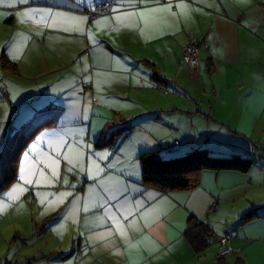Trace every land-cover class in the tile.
<instances>
[{"label":"crops","instance_id":"1","mask_svg":"<svg viewBox=\"0 0 264 264\" xmlns=\"http://www.w3.org/2000/svg\"><path fill=\"white\" fill-rule=\"evenodd\" d=\"M106 2L111 9L98 12ZM263 7L264 0H4L0 4V58L13 64L12 71H0V147L11 130L53 119L52 127L41 129L31 143L43 130H71L63 154L51 158L64 165L60 170L64 173L66 162L76 155L69 143L79 137L72 132L84 133L76 145L77 155L90 157L77 167L82 178L75 179L73 172L64 177H70L73 191L75 186L80 190L76 226L88 256L101 252L108 264H210L201 256L211 248L196 255L185 232L190 221L203 223L213 231L217 245L223 233L202 219L211 209L217 213L222 207L220 213L233 227L227 231L232 253L224 261L264 264V199L250 196L254 190L264 191V167L256 163L247 174L203 171L197 188L162 193L142 185L138 160L174 141L202 148L209 140L203 134L182 142L184 124L195 119L218 125L235 137L264 140L263 131L254 136L264 122ZM91 38L99 42L93 44ZM196 42L207 49L199 50L194 73L183 62L182 49ZM160 63L172 66L176 82L159 74ZM73 65L78 77L71 87L49 84L56 76L63 82L66 74H73ZM142 73L145 79L140 78ZM178 79L194 92L191 97L187 89V97L178 92L183 97L180 106L188 103L190 108L181 111L174 104L175 112L183 116L154 103L141 113L132 109L129 118L124 113L115 118V106L104 103L123 97L125 88L174 91ZM78 96L93 101L85 106L83 101L79 105L68 100ZM134 105L138 106L128 99L129 108ZM80 113H86V119ZM250 148L229 155L262 150L256 142ZM102 153L107 155L104 159ZM249 210L256 216L240 225ZM50 227L45 232H53Z\"/></svg>","mask_w":264,"mask_h":264},{"label":"rangeland","instance_id":"2","mask_svg":"<svg viewBox=\"0 0 264 264\" xmlns=\"http://www.w3.org/2000/svg\"><path fill=\"white\" fill-rule=\"evenodd\" d=\"M91 41L93 44L99 42L92 38ZM200 50H203V48ZM95 51L97 50L95 49ZM132 51H134L133 48ZM126 54H130V51L126 50ZM140 57L141 56L138 55V58ZM81 60H83V57H81ZM0 64H2L1 61ZM86 64L88 68L91 69L87 63V58ZM76 66L77 65L71 66L73 74L68 73L65 76L63 75V82L60 81L62 76H56L52 81H48L49 84L61 85L63 88L71 87L78 77L74 73ZM88 68L85 67V70L88 75H91ZM157 68L160 71V75L165 76L166 74L165 77L167 80L176 82L174 79V72L172 71L173 68L170 64L160 63L157 64ZM1 70L2 68L0 71ZM154 73L157 75L156 77H158V74L156 72ZM140 78L145 79L146 75L142 73ZM44 84L46 87L47 83L45 82ZM177 85L178 87L175 88L174 91L166 90L167 88L163 87L162 89L169 91L165 94L161 87L154 91L144 88H125L123 97H109L112 98L111 101H106L104 103L108 106H115L117 110L112 113V116L115 118L123 116L121 115L123 113L125 115L123 117L129 118L131 117L129 113L132 109H135L136 113H141L147 108L152 109L154 103L155 107L162 105V107L159 108L168 111L167 113L183 116V113L175 112L173 107L176 103L179 106V110L190 109L188 103H182L180 106L183 97L178 95V92H184L185 97H187V93L184 89H187L188 92L190 89L187 87L188 85L180 79H178ZM89 92L93 93L90 90ZM189 93L191 97L194 92L190 91ZM70 98H72L71 102L78 101L79 105L84 102L85 106H88L93 101V98L88 96L69 97L68 100ZM128 99L137 103L138 106L134 105L133 108H129ZM71 102L68 101V104H71ZM49 105L48 107H51ZM79 116L86 119V113H80ZM185 116H188V114ZM188 117H190V115ZM198 120H193L191 125H188V122L184 124V130L182 131L184 137L182 142L189 137L195 141L200 137V134H203L206 138L204 140L206 141L208 138L209 140L201 146L202 148L221 154L228 153V155L234 152L242 153L241 151L247 153L248 150L252 149L250 146L253 147V142H256L257 147L262 150H260L261 152L259 153L254 152V155L257 156L255 164L257 163L258 168L264 167L262 161L264 160V140L259 141L255 138L240 135L235 137L218 125L208 122V127L206 121L203 119L200 121ZM259 126L260 128L254 130L255 137L261 136V131L264 132V122L262 124L260 123ZM50 128L51 127H48V129ZM67 131L71 130L65 129L64 132L55 129L41 131L35 141L29 144L28 148L21 154L17 166L16 180L13 181L5 193L0 195V264H108L107 258H103V253L90 252V256H88L85 247L79 244L81 236L77 230L76 221L80 210L78 207L79 203L76 200L80 197V190L78 191V187L75 186L73 191L68 185L70 182L67 181L70 177L68 176L65 178L64 174L73 172L71 175H73L75 179L76 177L81 179L82 177L77 174L80 172L77 171V167L80 168L85 165L90 157L80 154L77 155L79 151H77L76 145L77 143L79 144L80 139L85 135L83 132L80 133V131L79 133L72 132L75 136L78 135L79 137V139L75 137V139L69 143L70 150L76 155L66 162L67 166L64 168V173L60 172L64 165L62 163L60 164V162H58L59 160H56V158L61 156L63 154V149L68 146V144L64 143L65 136L68 135ZM3 149V146L0 147V153ZM191 150L193 149L185 144H180L178 152L172 154L183 155ZM159 153H161V155H167L169 152L160 151ZM102 154L103 156L101 159H104L107 155L106 153ZM26 157L27 159H25ZM52 157L56 158L53 159L55 161L51 162ZM53 170L56 171V175H53ZM255 172L257 171L255 170ZM22 174L24 176L23 180L21 179ZM27 180H31L32 183H26ZM38 180L39 183H37ZM250 196L264 199V191L254 190ZM67 200H70L68 205L65 204ZM221 208L222 207L219 208L217 213L211 209L208 216L202 219L214 227L218 234L220 232L224 233L223 231L231 232L233 228L228 218L222 216V213H220ZM66 212H69L68 217L66 216ZM48 226H51L50 228L53 232H45ZM209 241L210 246H208L207 249H211L207 251L206 254L202 255L201 259L202 262H204L206 258L211 264L216 260L214 255L217 254V245L213 242V239L210 238ZM79 249L81 254H78ZM230 258L232 259L233 256L231 255L228 257V259Z\"/></svg>","mask_w":264,"mask_h":264},{"label":"trees","instance_id":"3","mask_svg":"<svg viewBox=\"0 0 264 264\" xmlns=\"http://www.w3.org/2000/svg\"><path fill=\"white\" fill-rule=\"evenodd\" d=\"M2 70L12 71L13 64L2 56ZM53 119L45 120L36 125H26L11 130L4 142L0 153V195L16 180L17 166L21 154L28 148L35 135L44 128L52 127ZM113 138V137H111ZM179 150V149H178ZM169 152L167 155L177 152ZM161 151H163L161 149ZM161 155V153H160ZM159 152L144 153L138 157L141 167V181L144 187L162 193L191 191L199 186L200 174L203 171L237 172L247 174L254 166L256 159L253 155H224L214 153L205 148H196L178 156L161 157ZM256 216L254 210L245 212L240 225ZM185 236L196 255L209 246L208 240L214 237L213 231L203 223L190 221ZM211 264H229L224 258H217ZM233 264H242L235 262Z\"/></svg>","mask_w":264,"mask_h":264},{"label":"built area","instance_id":"4","mask_svg":"<svg viewBox=\"0 0 264 264\" xmlns=\"http://www.w3.org/2000/svg\"><path fill=\"white\" fill-rule=\"evenodd\" d=\"M111 8V3L106 2L103 4L102 8L98 11L100 13L103 12H108ZM264 9V7H263ZM207 49V45L204 43L198 44L192 43L186 45L183 49V62L189 67L191 72H196L197 66H198V55H199V50ZM180 148V144L177 141H174L172 144L167 145L162 148L163 151L165 152H173L176 151ZM231 241V235L228 232L223 233L218 239H217V258H225L229 254L232 253L231 248L229 246ZM78 254H81L80 250L78 251Z\"/></svg>","mask_w":264,"mask_h":264},{"label":"snow or ice","instance_id":"5","mask_svg":"<svg viewBox=\"0 0 264 264\" xmlns=\"http://www.w3.org/2000/svg\"><path fill=\"white\" fill-rule=\"evenodd\" d=\"M3 3H4V0H0V4H3ZM9 6H11V5H9ZM164 10L165 9H161V11H164ZM25 159H27V157ZM54 163H56V162H54ZM22 173H23V169H22ZM56 174H57L56 171L53 170V175H56ZM21 179L22 180L24 179L23 174L21 175ZM26 183H32V181L31 180H27ZM37 183H39V180L37 181Z\"/></svg>","mask_w":264,"mask_h":264},{"label":"bare ground","instance_id":"6","mask_svg":"<svg viewBox=\"0 0 264 264\" xmlns=\"http://www.w3.org/2000/svg\"><path fill=\"white\" fill-rule=\"evenodd\" d=\"M111 9V8H110Z\"/></svg>","mask_w":264,"mask_h":264}]
</instances>
